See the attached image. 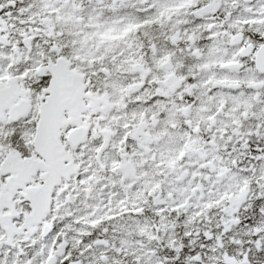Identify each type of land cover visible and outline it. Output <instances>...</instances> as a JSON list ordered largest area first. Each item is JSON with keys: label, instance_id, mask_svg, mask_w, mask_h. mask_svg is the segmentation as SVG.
Segmentation results:
<instances>
[{"label": "snow or ice", "instance_id": "6c2138e0", "mask_svg": "<svg viewBox=\"0 0 264 264\" xmlns=\"http://www.w3.org/2000/svg\"><path fill=\"white\" fill-rule=\"evenodd\" d=\"M0 264H264V0H0Z\"/></svg>", "mask_w": 264, "mask_h": 264}]
</instances>
